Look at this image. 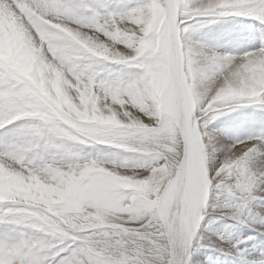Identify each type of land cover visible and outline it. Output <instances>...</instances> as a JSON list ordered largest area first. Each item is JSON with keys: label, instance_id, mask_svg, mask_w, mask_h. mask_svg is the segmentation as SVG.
Masks as SVG:
<instances>
[{"label": "snow or ice", "instance_id": "6c2138e0", "mask_svg": "<svg viewBox=\"0 0 264 264\" xmlns=\"http://www.w3.org/2000/svg\"><path fill=\"white\" fill-rule=\"evenodd\" d=\"M226 17L255 20L258 46L232 54L220 51L238 41L231 30L210 43L187 35ZM0 21V39L12 25L61 70L67 100L58 106L0 60V186L38 181L62 192L53 203L0 200V264H195L207 247L247 260L242 241L205 243L199 229L215 188L241 201L222 213L233 227L264 236L253 207L264 201V169L250 164L264 156V129L217 162L225 143L209 128L246 107L264 113V0H131L118 10L109 0H0ZM85 101L94 118L65 114ZM101 145L140 155L90 150Z\"/></svg>", "mask_w": 264, "mask_h": 264}, {"label": "rangeland", "instance_id": "374dc122", "mask_svg": "<svg viewBox=\"0 0 264 264\" xmlns=\"http://www.w3.org/2000/svg\"><path fill=\"white\" fill-rule=\"evenodd\" d=\"M109 3L112 10H118L123 4L131 3V0H109ZM247 18L248 17H226L224 18L222 23L210 25L209 28H207L206 30H208L211 35L213 34L214 31H216V29H219L218 25L222 26L229 22L232 23L233 21H237L234 27L243 25L247 29L243 33L244 35L243 34L241 35L240 37L241 39L237 42L239 43L241 42V40L245 41L244 43H240L241 45L238 46L241 49L244 47V49L241 50L242 52L240 51L238 53L241 54L249 49L257 47L259 44V41L256 38V36H258L259 33V25L255 20L251 18L248 19ZM228 25H232V24H228ZM196 31L200 32L201 30H196ZM196 31H191L189 33L194 34L196 33ZM3 33H5V27L3 22L0 21V34ZM23 40H24L23 33L17 30L12 25H9L6 32V39H0V60H8L12 63L13 67H15L20 55L18 45ZM225 47L221 46L220 51H224V52L229 51V53L231 52L232 54L235 53L234 52L235 47H226V48ZM113 67H118V66H113ZM102 68L103 66H98L97 70H101ZM136 71H138V69L132 66H124L122 68V72H124L125 74L134 73ZM85 103H87V101H85ZM262 114L263 113H261L257 109L252 110V109L243 108L239 111L231 112L227 114V117H225L224 119L218 117L216 121H214L212 124L209 125L210 129H214L218 133H221V135L217 136L216 140L218 142L225 143L224 150L215 153V158L217 162L223 159V157L227 154L229 145L235 144L237 141L245 140L248 137L247 135L245 137L241 135L237 137L235 134H231L228 137L227 136L228 132H232V130H230L231 126H229L226 123L231 122L232 125L238 123H239L238 125L249 124L250 128L248 129V132H250L251 135L253 133H258L262 129H264V119L261 117ZM223 120L224 122H222ZM2 131L5 130H0V132ZM98 149H103L104 151H113V152L121 151L122 155L128 157L130 160L135 159L137 158L138 155H140L137 153L124 152L123 150H116L106 145L97 146V149H90V150L95 151ZM261 150L264 151V145H261ZM250 164L253 168L264 169V156H260V157L253 156L252 160L250 161ZM206 166H207V162H206ZM3 174H4V170L0 168V176H3ZM11 185H15L19 188H29L38 194L41 192V190H43V192L45 193L51 192L52 199L53 197L62 196V192L58 187L45 186L40 184L38 181L29 184H24L23 181H18ZM0 188H5V187L0 186ZM261 190H264V184H259L257 188V191L260 192V194L264 195V192H262ZM240 203L241 201L239 198L230 196L227 191L221 192L218 189L211 188L209 199L206 202L205 208L203 209L205 218L202 221L199 231L200 233L203 234L205 243H208L209 241H215L217 239V236L221 234H223L226 237V239L223 241L225 245L229 243H236L237 241H242L239 247L247 248L248 250L247 260H241L238 258H233L231 256H226L224 253L217 250L216 248L207 247V248H200L196 252V256L194 257L195 264H200L199 263L200 260L202 261L201 262L202 264H264V236H261L253 228L248 227L247 225L244 224L236 225L235 227H233L234 222L231 220L230 216L222 215V213L224 212L231 213L236 211ZM253 207L258 211L264 212V201H256ZM245 213H247V210H245ZM210 219H215V222L209 224L208 221ZM249 219L251 220V217H249ZM246 237H252V239L249 240L246 239Z\"/></svg>", "mask_w": 264, "mask_h": 264}, {"label": "clouds", "instance_id": "9594fccd", "mask_svg": "<svg viewBox=\"0 0 264 264\" xmlns=\"http://www.w3.org/2000/svg\"><path fill=\"white\" fill-rule=\"evenodd\" d=\"M86 47L92 48L99 55L104 54V50L96 45L90 44L88 41H81ZM19 59L15 67L17 70L31 82L36 89H39L44 95L52 92L54 102L60 106L67 104V100L62 94V85L65 83L63 73L60 69L52 65L46 57H43L37 48L28 41H21L18 45ZM231 89H228L226 94H230ZM68 116L73 114L79 119H90L95 117L94 107L89 110L87 103L82 111H77L73 106L68 105V110L65 113ZM21 197L24 200H44L46 203H53L52 193H45L43 190L38 194L29 188H19L15 185H10L6 188H0V200L12 199Z\"/></svg>", "mask_w": 264, "mask_h": 264}, {"label": "bare ground", "instance_id": "6f19581e", "mask_svg": "<svg viewBox=\"0 0 264 264\" xmlns=\"http://www.w3.org/2000/svg\"><path fill=\"white\" fill-rule=\"evenodd\" d=\"M193 3H199V0H193ZM248 19V18H247ZM240 21V20H239ZM244 22V21H243ZM237 23V21H233L232 23H227V24H224V25H222V26H220V25H218L219 27V29H216V31H214L213 33H216V32H219V31H222V29L224 30V28H225V30H231L232 32H233V34L235 35V36H238L239 37V39H238V41L241 39L240 37H241V35L245 32V30L247 29V28H245L243 25H240V26H238V27H234V25ZM228 24H232V25H228ZM239 24H242V23H239ZM226 25V26H225ZM238 28V29H237ZM207 29V28H206ZM206 29H202L200 32L199 31H196V33H194V34H191V33H187V35H188V37L190 38V39H192V40H198V41H201V42H204V43H210L211 41H208V40H210L209 39V35H210V32L208 31V30H206ZM249 29V28H248ZM247 32V31H246ZM252 32V31H251ZM254 32V31H253ZM244 35V34H243ZM19 37V36H18ZM257 37V36H256ZM238 41H233V42H229V41H227V40H225V41H223L222 42V47H235V53L234 54H238L242 49H244V47L241 49V48H239L238 46L239 45H241L240 43H244L245 41H243V40H241V42H239V43H237ZM248 43H250V42H248ZM255 44V43H254ZM225 47V48H226ZM248 47V46H247ZM251 47V46H250ZM221 49V48H220ZM229 49V48H228ZM232 51V50H231ZM229 52V51H228ZM242 52V51H241ZM231 53V52H230ZM246 109H252V110H254V108H252V107H246ZM251 112V111H250ZM229 114V113H228ZM225 117H227V115H225V116H221V117H219V118H221V119H224ZM263 119H264V113L262 114V116H261ZM260 117V118H261ZM222 122H224V120L222 121ZM260 122V121H259ZM262 122V121H261ZM238 123V122H237ZM226 124H228L229 126H231V128H230V130H232V132H228V134H227V136L229 137L231 134H235L237 137L238 136H249L250 135V132H248V129L250 128V126H249V124H240V125H238V124H235V125H232V123L231 122H228V123H226ZM243 137V138H244ZM262 151V150H261ZM201 253V252H200ZM199 254V253H198ZM207 255V254H206ZM205 257V256H204ZM202 261L200 260L199 261V263L200 264H202L201 263Z\"/></svg>", "mask_w": 264, "mask_h": 264}]
</instances>
